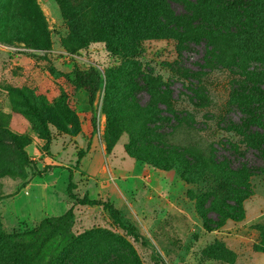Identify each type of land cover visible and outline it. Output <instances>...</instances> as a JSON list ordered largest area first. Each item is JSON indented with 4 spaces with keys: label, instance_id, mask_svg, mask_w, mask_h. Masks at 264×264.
<instances>
[{
    "label": "rangeland",
    "instance_id": "obj_1",
    "mask_svg": "<svg viewBox=\"0 0 264 264\" xmlns=\"http://www.w3.org/2000/svg\"><path fill=\"white\" fill-rule=\"evenodd\" d=\"M34 2L47 22V49L21 40L18 10L24 2L0 0V32L15 40H0V233L33 229L46 216L66 213L73 205L70 172L74 192L100 204L74 205L70 222L45 229L38 239L1 236L0 264H264V174L249 179L252 194L237 213L240 219H229L211 205L207 181L187 183L177 169L140 159L146 150L143 126L159 125V114L171 115L159 101L158 81L152 94L142 87L145 79L160 77L173 110L187 118L163 138L168 145L191 157L228 160L232 169L263 165L248 136L263 130L264 51L244 52L231 37L212 35L204 22L210 16L221 20L213 5L200 2L202 19L177 0L169 5L174 20L185 24L182 37H153L149 28L155 26H149L146 38H134L130 23L117 18L121 8L126 20H152L159 16L152 8L159 0H114L113 7L102 8L104 40L71 51L63 45L69 26L56 0ZM15 88L28 89L39 103H68L82 120V132L71 136L51 126L47 144L29 117L13 111ZM22 101L16 106H25ZM111 110L124 127L108 148ZM21 135L32 139L25 159L24 143L16 141ZM201 212L212 228L224 223L208 230Z\"/></svg>",
    "mask_w": 264,
    "mask_h": 264
},
{
    "label": "trees",
    "instance_id": "obj_2",
    "mask_svg": "<svg viewBox=\"0 0 264 264\" xmlns=\"http://www.w3.org/2000/svg\"><path fill=\"white\" fill-rule=\"evenodd\" d=\"M24 7L18 10V15L21 19V37L28 46L34 49H47L51 47L50 33L48 31L47 22L44 14L35 4V0H22ZM185 5L192 7L190 16L200 17L203 19L200 2L213 5L212 11L216 12L221 18L217 23L211 16L205 23L206 27L212 31L211 34H224L232 38L236 46L248 53L256 54L261 50L264 51V0H177ZM59 4L60 9L63 13L64 19L69 26V34L63 40V45L71 50H78L82 48V43L87 45L90 40L103 41L105 38L106 29L103 28L104 16L102 8H110L114 6V0H56ZM153 11L158 13V17L149 20L143 17L140 21L136 16L130 18V21L122 17V13L125 8H121L120 14L117 17L119 21H127L132 27L133 37L136 39H144L147 35H144L145 31L149 26H155L154 30L149 28V35L159 38L161 35L173 33L178 37L185 35V24L179 23L174 20L175 16L170 10L169 0H159L158 4H153ZM221 13V14H220ZM220 14V15H219ZM124 16V14H123ZM6 17L2 16L1 21L4 28L8 27L9 22ZM136 21V22H135ZM136 25L133 27L132 23ZM187 22V21H186ZM202 21L198 22L197 28L201 25ZM210 24V26H208ZM181 28H180V27ZM121 33L123 31L120 29ZM131 36V34H128ZM144 35V37H143ZM125 37V35H123ZM126 38L122 37V40ZM0 40L6 44H13L14 39L7 37L4 32H0ZM121 40L122 43H124ZM261 47L263 49L257 48ZM159 83V101L166 104V109L171 112V115H160L159 114V125L149 127L148 125L143 126L144 144V155L141 156V160L154 164L157 167L164 169H177L180 171V176L187 183H198L202 179L204 182H208L210 185L209 195L212 196L211 205L217 208L223 217L229 219H240L237 213L241 212L242 203L248 199L252 194V188L250 186L249 179L252 178L255 173L264 174V124L263 130L260 133H255L249 137V143L254 146L259 156L263 160V165L257 169H251L246 163L242 164L240 168L232 169L229 167L228 160L218 162L214 160L212 155L210 156H189L188 151L181 147H173L168 145L163 138L166 137L175 126L181 122H186L187 118L184 116H178L172 108L171 102L169 101L168 91L169 87L166 85L162 78H150L145 79L142 85L143 89L154 92L153 83ZM13 90V87H9ZM13 91L17 94L16 99L11 100L15 103L13 111L21 112L29 119L34 122L37 136L48 143L51 141L52 132L50 127L53 126L60 132L66 135L76 136L82 132V120L78 113L68 103L63 101H56L54 103H48L45 100L40 103L32 98L28 89H17ZM90 91V96L94 97V91ZM12 92V91H11ZM20 99H23L22 108H19L17 103ZM161 110V109H159ZM162 111V110H161ZM251 112V115H256V112L249 108L247 110ZM122 117L114 111L108 113L109 129L106 133V143L108 148L112 144L113 140H117L123 131V124L121 121ZM250 119L249 121H251ZM255 121V120H254ZM259 121V120H258ZM166 127L168 132H162ZM243 127L247 128L246 123ZM232 130L237 132L240 131L239 127H233ZM246 136L245 133H242ZM159 136V138H155ZM247 137V136H246ZM24 140V142H22ZM16 141L22 144L20 150L21 159H25L26 151L25 147L30 145L32 139L24 136H16ZM152 142V143H151ZM240 181H236V179ZM237 182V183H236ZM77 184L73 181V174H69V185L67 188L70 199L72 200L71 207L68 211L60 216H46L43 218L38 227L33 229L15 232L10 234H1L0 237L7 238H32L38 239L44 233V230L52 228L55 224H63L70 222L73 218L74 205H98L99 201L89 198L85 195L79 197L74 189ZM232 200V203L229 202ZM233 214L235 216H233ZM204 219L205 226L208 230H213L221 226L224 221L220 224H216V228L208 226V220L204 213H200ZM78 261V260H76Z\"/></svg>",
    "mask_w": 264,
    "mask_h": 264
}]
</instances>
